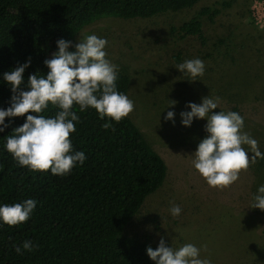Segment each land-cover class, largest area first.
Wrapping results in <instances>:
<instances>
[{
    "label": "rangeland",
    "instance_id": "rangeland-1",
    "mask_svg": "<svg viewBox=\"0 0 264 264\" xmlns=\"http://www.w3.org/2000/svg\"><path fill=\"white\" fill-rule=\"evenodd\" d=\"M204 7L221 10L213 20L208 14L199 17L206 40L182 35L177 28ZM86 34L106 38L107 58L130 76L126 95L134 108L128 116L167 165L163 184L145 198L124 233L155 245L163 237L173 248L192 243L212 264H264V210L250 207L264 183V159L250 161L227 187L209 186L192 166L206 121L193 118L186 127L179 115L190 110L187 102L219 96L220 109L243 116V130L264 152L263 1L198 0L150 17L92 18L68 40L74 45ZM196 57L204 61L205 72L189 81L175 65ZM169 100L177 103L168 105ZM169 110L174 123L164 119ZM171 204L181 207L179 216L170 215Z\"/></svg>",
    "mask_w": 264,
    "mask_h": 264
},
{
    "label": "trees",
    "instance_id": "trees-1",
    "mask_svg": "<svg viewBox=\"0 0 264 264\" xmlns=\"http://www.w3.org/2000/svg\"><path fill=\"white\" fill-rule=\"evenodd\" d=\"M197 1L0 0V108L9 106L12 95L3 80L4 72L30 60L23 73L25 84L29 74H46L43 61L57 50L56 41L72 39L90 19L150 17ZM220 11L219 7H204L177 30L204 42L199 17L208 14L213 20ZM130 82L128 73L119 71L118 90L126 94ZM25 84L21 88L27 90ZM74 110L80 121L70 133L72 145L88 158L64 176L20 166L3 148L4 137L21 125L28 113L12 117L0 132V203L27 198L37 201L26 222L0 224V264H154L145 249L157 245L125 234L124 229L145 198L163 184L167 173L164 158L128 115L119 122L109 120L112 127L103 128L105 120L94 109L81 112L74 105ZM56 111L50 105L42 114L54 115ZM25 239L39 247L17 254L14 246Z\"/></svg>",
    "mask_w": 264,
    "mask_h": 264
},
{
    "label": "clouds",
    "instance_id": "clouds-1",
    "mask_svg": "<svg viewBox=\"0 0 264 264\" xmlns=\"http://www.w3.org/2000/svg\"><path fill=\"white\" fill-rule=\"evenodd\" d=\"M107 43L106 38L96 34L83 35L74 45L60 38L56 41L57 50L43 61L48 69L46 74H38L39 71L29 74L25 84L23 73L30 60L2 74L12 95L9 106L0 108V132L8 127L12 117L28 113L24 122L4 137L3 148L20 166L64 176L87 160L83 150L74 149L70 138V133L76 131L75 124L80 121L74 105H78L81 112L94 109L99 118L105 120L103 128L112 127L109 120L119 122L133 110V100L118 90L119 66L107 58ZM175 68L190 77L189 81L199 80L197 78L205 72L204 61L199 57L185 59ZM22 84L27 90L21 88ZM175 103L169 100L168 105ZM219 103V96L208 95L202 97L199 104L187 102L186 108L190 110H182L179 115L180 123L186 127L192 124L193 118L205 119L206 135L192 153V166L209 186L227 187L238 179L240 170L249 167L250 161L264 159V152L257 140L243 130V116L220 109ZM50 105L57 109L55 114H42ZM217 108L219 111H212ZM5 117L9 118L7 123ZM173 117L174 112L169 110L164 119L174 123ZM36 205L34 198L0 203V224L15 226L26 222ZM250 207L264 210V183L257 186ZM168 211L176 217L182 210L179 205L171 204ZM38 247L36 242L25 239L21 245L14 246V250L23 254L22 249L30 252ZM145 251L154 264H212L210 259L200 256L201 249L196 245L184 243L173 248L166 246L163 237L155 249L146 246Z\"/></svg>",
    "mask_w": 264,
    "mask_h": 264
}]
</instances>
